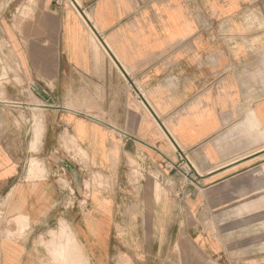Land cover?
<instances>
[{"label": "crops", "instance_id": "0c3cea01", "mask_svg": "<svg viewBox=\"0 0 264 264\" xmlns=\"http://www.w3.org/2000/svg\"><path fill=\"white\" fill-rule=\"evenodd\" d=\"M0 39L2 264H230L218 218L264 183V0H0Z\"/></svg>", "mask_w": 264, "mask_h": 264}, {"label": "rangeland", "instance_id": "374dc122", "mask_svg": "<svg viewBox=\"0 0 264 264\" xmlns=\"http://www.w3.org/2000/svg\"><path fill=\"white\" fill-rule=\"evenodd\" d=\"M5 46L4 40L0 39L1 49L3 50ZM9 62H13L11 54L0 51V93H3L8 86L10 88L12 86L9 73H15V81L18 82L19 80L11 64L8 65L9 69H6L7 67L5 66ZM22 88L26 90V87L22 86ZM25 96H28V94L25 93ZM13 102L12 106H15V108H29L32 103L29 99L20 98L14 99ZM20 118L22 124H24L25 118ZM15 123L18 124L20 122L15 120ZM22 136H24L23 133ZM30 165L34 168L38 163L32 160ZM191 175L192 172H189L188 176L183 174V177L189 180ZM236 188H234V194L227 200L226 205H228V208L226 209H228L229 214L223 218L224 222L222 223L220 218H218L220 223L218 222L217 224L216 232L223 237H228L227 252L230 264H264V183L250 181L245 191L239 189L244 191V196L243 194L237 196ZM259 188L260 190H258ZM0 264H2L1 258Z\"/></svg>", "mask_w": 264, "mask_h": 264}, {"label": "bare ground", "instance_id": "6f19581e", "mask_svg": "<svg viewBox=\"0 0 264 264\" xmlns=\"http://www.w3.org/2000/svg\"><path fill=\"white\" fill-rule=\"evenodd\" d=\"M71 234H72V232H71ZM74 242H75V241H74ZM77 242H78V241H76V243H77ZM78 243H79V242H78ZM71 244H72V243H71ZM72 245H73V244H72ZM69 246H71V245H69ZM73 249H74V247H73ZM77 249H78V248H77ZM67 250H68V249H67ZM77 251H78V250H77ZM66 252H67V251H66ZM70 252H73V250L70 251ZM73 254H74V253H73ZM78 256H79V255H78ZM54 258H55V257H54ZM63 258H64V257H63ZM63 258H62V259H63ZM65 259H66V258H65ZM63 261L66 263L67 260H64V259H63ZM61 263H63V262H61ZM69 263H70V262H69ZM80 263H81V262H80Z\"/></svg>", "mask_w": 264, "mask_h": 264}, {"label": "built area", "instance_id": "2783aa9c", "mask_svg": "<svg viewBox=\"0 0 264 264\" xmlns=\"http://www.w3.org/2000/svg\"><path fill=\"white\" fill-rule=\"evenodd\" d=\"M180 162H182L183 161V158L182 157H180ZM184 175H186V176H188V174H186V173H183ZM186 178V177H185Z\"/></svg>", "mask_w": 264, "mask_h": 264}]
</instances>
